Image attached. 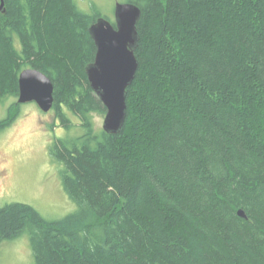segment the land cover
Returning <instances> with one entry per match:
<instances>
[{"label":"trees","instance_id":"1","mask_svg":"<svg viewBox=\"0 0 264 264\" xmlns=\"http://www.w3.org/2000/svg\"><path fill=\"white\" fill-rule=\"evenodd\" d=\"M125 2L141 9L138 67L111 134L95 127L106 110L86 75L100 14L4 0L0 104L34 67L53 83L55 119L81 131L49 148L75 210L46 220L6 204L0 241L27 233L34 264H264V0Z\"/></svg>","mask_w":264,"mask_h":264},{"label":"rangeland","instance_id":"2","mask_svg":"<svg viewBox=\"0 0 264 264\" xmlns=\"http://www.w3.org/2000/svg\"><path fill=\"white\" fill-rule=\"evenodd\" d=\"M126 0H77L88 14L99 13L114 21L117 2ZM17 98L0 104V119ZM12 124L0 130V204L21 202L33 206L46 220L60 219L73 212L75 203L68 197L61 181L62 164L53 159L50 145L59 137L80 133V128L66 129L55 119L53 111L42 112L35 102L18 104ZM105 113H93L96 128H102ZM54 123V125H53ZM0 264H34L27 233L0 244Z\"/></svg>","mask_w":264,"mask_h":264},{"label":"water","instance_id":"3","mask_svg":"<svg viewBox=\"0 0 264 264\" xmlns=\"http://www.w3.org/2000/svg\"><path fill=\"white\" fill-rule=\"evenodd\" d=\"M6 11L0 0V13ZM141 9L131 2H117L114 21L98 17L89 32L96 46L94 60L86 66L91 89L105 107L102 128L115 134L120 132L126 116V91L134 79L138 60L134 54L139 36L137 23ZM53 83L34 67L23 69L18 77L17 104L35 102L42 112L53 106ZM238 214L244 216L243 211Z\"/></svg>","mask_w":264,"mask_h":264},{"label":"flooded vegetation","instance_id":"4","mask_svg":"<svg viewBox=\"0 0 264 264\" xmlns=\"http://www.w3.org/2000/svg\"><path fill=\"white\" fill-rule=\"evenodd\" d=\"M17 106H18V104H17ZM5 173H6L5 170L2 169V168H0V181L5 178V175H6ZM6 204H10V203H6ZM6 204H4V205L3 204H0V208H2L3 206H5ZM2 241H0V244H1Z\"/></svg>","mask_w":264,"mask_h":264}]
</instances>
